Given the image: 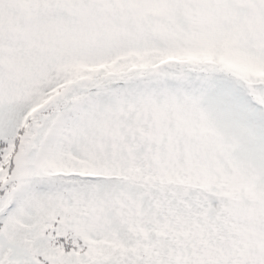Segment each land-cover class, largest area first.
I'll use <instances>...</instances> for the list:
<instances>
[{
    "label": "snow or ice",
    "instance_id": "6c2138e0",
    "mask_svg": "<svg viewBox=\"0 0 264 264\" xmlns=\"http://www.w3.org/2000/svg\"><path fill=\"white\" fill-rule=\"evenodd\" d=\"M0 264H264V0H0Z\"/></svg>",
    "mask_w": 264,
    "mask_h": 264
}]
</instances>
